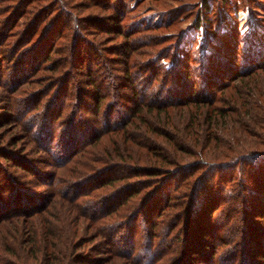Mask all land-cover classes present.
<instances>
[{
  "label": "trees",
  "instance_id": "trees-1",
  "mask_svg": "<svg viewBox=\"0 0 264 264\" xmlns=\"http://www.w3.org/2000/svg\"><path fill=\"white\" fill-rule=\"evenodd\" d=\"M0 1L4 141L36 145L51 166L39 172L24 154H0L35 174L23 182L0 163V264H264V171L247 192L233 176L264 150L237 157L228 144L219 165L210 152L226 115L218 101L229 118L244 110L264 136V73L258 93L250 80L244 94L235 84L223 93L264 69L263 38L252 40L250 69L237 72L239 42L219 14L212 31L200 9L173 39L149 35L171 21L162 14L125 23L144 0H85L97 10L83 18L66 0ZM201 26V61L191 67L188 37ZM161 38L167 44L154 49ZM214 164L225 184L205 180Z\"/></svg>",
  "mask_w": 264,
  "mask_h": 264
},
{
  "label": "rangeland",
  "instance_id": "rangeland-1",
  "mask_svg": "<svg viewBox=\"0 0 264 264\" xmlns=\"http://www.w3.org/2000/svg\"><path fill=\"white\" fill-rule=\"evenodd\" d=\"M68 2L69 7L71 10L78 15L80 18H83L87 14H93L97 8L96 7H89L86 8V2L85 0H66ZM65 2L62 0V3ZM202 2L203 0H144L142 3H140L138 6H135L132 11L129 13L128 16H131V18H127L125 23L131 24L134 21L131 20L132 18H141L142 16H147L149 18H159L157 16H160L162 14L164 18H172L171 21H169V24L166 25L167 27L159 29L157 31H149V35L154 36H160L164 34H169L170 38L172 37L174 39L175 35L180 33L184 29H188L189 26L193 23L197 12L201 9V17L203 18H209L211 22L210 24V30L215 29V23L216 20H221L222 18L226 19L225 22L229 25L228 32L233 34L236 38V40L239 42V49L237 51L238 53V63L239 67L237 68V72L244 70V69H250L251 64H249L247 61L253 59L251 57L250 53L251 50L256 47V45H253L252 40L254 43L258 44L262 38L264 39V0H227L221 2V0H208L209 6L206 8H202ZM0 4L5 5L6 3L4 1H0ZM217 14H219V17L217 18ZM208 27V24L206 25ZM85 31V30H84ZM90 32V31H88ZM226 33V32H224ZM229 33L227 35L229 36ZM89 38H91V35H87ZM168 38V37H167ZM190 38H195L193 40V50L192 54L190 56L191 58V67H193L195 64L200 63L199 58V49L202 48L204 44V28L198 27L196 31L193 32V35H189L188 40ZM165 39L161 38L159 44L154 46V49H162V47L167 44L168 41L163 42ZM171 40V39H169ZM192 42V40H190ZM256 53V49H253ZM246 62L248 63L246 65ZM242 65V67H241ZM243 66H247L243 68ZM9 72V71H5ZM262 73H264V69H257V71L252 72L250 77L241 76L236 80H231L230 85L223 90V93L226 94L228 91L233 87V84L240 86V90L243 89L244 94V87L243 85L246 80H250L253 88L255 91H259V87L261 84L260 77L262 76ZM0 83L6 86L10 85V81H7L6 75H3L1 77ZM1 90V89H0ZM223 93L219 94L222 95ZM237 93V92H236ZM260 94V93H259ZM264 96V95H263ZM263 97H261V100L258 99V101H263ZM245 102V100H242ZM252 103V101H250ZM216 104L221 107L222 109H225L226 115H220L218 118V123L216 127L219 131L216 135L219 134V139L212 142L214 144L216 142L217 148L214 147V149L210 148V152L212 153V150L215 154V160L218 162H221V160H225V154L226 149L229 147L228 144L231 146V144L234 147H237L240 149V153L236 156H245L254 151L264 150V144H261L262 141H264V136L258 137V133H261V129L256 128L252 124H250L249 120L247 119V114H242L244 110L242 111L241 115L238 117H235V119L229 118L227 114L229 113V106L226 105L223 101H218ZM7 106V105H6ZM8 107V106H7ZM247 104L242 106L241 108H246ZM5 109V108H4ZM1 108L0 110H4ZM84 109V108H83ZM84 111L81 108V112ZM184 118V114L177 113V117L180 116ZM191 114H188L189 116ZM186 116V113H185ZM191 117V116H190ZM190 119V118H189ZM264 120H262L260 123L262 124ZM247 127V129L251 132L249 134L242 133L241 128ZM8 127L3 129L0 127V154L3 153L5 150H13L18 153L24 154L26 159L31 160L33 163V167L36 168L39 172L42 171H48L50 170V165H45V158L47 157V153L43 150H40L36 145H26L25 149L22 151L18 150L19 143L15 146L9 145V141L6 143L4 140H7L9 136H11L10 131ZM13 132V131H12ZM253 134H255L253 136ZM234 136V139L231 136ZM245 135V136H244ZM232 138V139H231ZM244 139V140H243ZM262 139V141L260 140ZM55 142V139H53ZM52 141V142H53ZM201 141V140H200ZM199 141V142H200ZM203 144H205L203 142ZM28 146V147H27ZM204 148L207 150L209 147L208 145H205ZM21 147L24 148V146L21 145ZM243 148V149H241ZM184 154L187 160H191L193 155L188 153ZM213 154V153H212ZM9 155V154H5ZM10 156V155H9ZM4 158V157H3ZM0 158V163H2V167L7 171H9V174H12L13 176H18L17 179L22 180L25 182V180L30 179L35 176L32 172H28L26 169H17L16 163H14L10 158ZM211 158V157H209ZM247 158V157H246ZM213 162H216V161ZM216 162V163H217ZM257 162H263L264 159H261L260 161L253 159H247V161L243 160L242 163H239L237 166L234 167L233 176L237 175L236 179L241 180L243 184L246 186V190L243 191H249L252 187L251 180L254 179V176L256 175L257 170L264 171V166H259ZM214 169V176H210L211 174H208V176H205V180H217V184L222 183L225 184L227 178H229L228 174L225 176H219L220 172H225V168L223 169L222 166H217ZM7 171V173H8ZM4 172V171H3ZM235 173V174H234ZM3 173H1L2 177ZM27 176V177H26ZM211 177V178H210ZM36 179V178H35ZM42 180V179H41ZM216 182V181H215ZM242 184H239V187L241 188ZM42 186V187H41ZM231 186V185H230ZM227 187V186H226ZM35 190L39 191L40 193H45V185H40V187H36ZM245 192V193H246ZM248 194V193H246ZM238 217V215H237ZM199 258V255H195ZM169 259V258H168ZM215 262V261H214ZM107 264H115V261L110 260ZM201 264V263H199Z\"/></svg>",
  "mask_w": 264,
  "mask_h": 264
}]
</instances>
